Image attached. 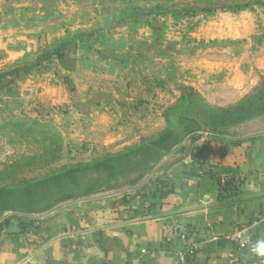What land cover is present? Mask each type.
Segmentation results:
<instances>
[{"label": "rangeland", "instance_id": "1", "mask_svg": "<svg viewBox=\"0 0 264 264\" xmlns=\"http://www.w3.org/2000/svg\"><path fill=\"white\" fill-rule=\"evenodd\" d=\"M262 86L264 0H0V237L147 204L201 137L264 134ZM96 106L128 138L77 140ZM83 164L79 193L29 197Z\"/></svg>", "mask_w": 264, "mask_h": 264}, {"label": "crops", "instance_id": "2", "mask_svg": "<svg viewBox=\"0 0 264 264\" xmlns=\"http://www.w3.org/2000/svg\"><path fill=\"white\" fill-rule=\"evenodd\" d=\"M106 109L93 108L77 140L128 138L118 115ZM182 161L161 177L169 186L163 197L131 203L111 219L70 217L62 229L3 232L0 264H177L184 231L199 246L186 264H230L231 253L252 264L257 254L237 247L242 239L264 242V134L203 136ZM217 177L235 179L239 197L220 198Z\"/></svg>", "mask_w": 264, "mask_h": 264}, {"label": "trees", "instance_id": "3", "mask_svg": "<svg viewBox=\"0 0 264 264\" xmlns=\"http://www.w3.org/2000/svg\"><path fill=\"white\" fill-rule=\"evenodd\" d=\"M258 98L260 99L259 103H256L258 105L259 108L263 107L264 103L261 102V98H263L264 96V86H262V89H260L257 93ZM246 103H240L238 105H234L232 107L229 108H222V109H217V112H221L222 114L226 115V117H230L232 115H235V120H231V118H226L229 119L231 121H222L223 125L225 124H230L232 122H236L237 120L241 119H245L246 116L248 115H252V113H248L250 111V109L248 108V110H246L243 114H239L242 113V109L243 107H245ZM240 117V118H239ZM225 119V120H226ZM190 123H194V122H190ZM108 162V161H106ZM89 165L87 164H83L81 166H72L71 169L66 172V174H62L61 176L58 175H52L49 178H47L46 180H41V181H37L32 183L31 185H29L30 187L28 188V195L29 197H32V195L34 197L36 196V193H39V187L41 186V184H45V182H49L52 181V186H50V188L53 189H49L48 192V198L51 199L55 193L59 194L62 190L64 191L65 188V198L63 199H68L69 197H71V191L72 189H74L75 191H77L78 193L81 191V186H80V181L81 179H83L86 175L87 170L89 169ZM108 164L104 163V165H102L100 168H107ZM72 168H74L72 170ZM76 168H78L77 170H75ZM78 172V173H76ZM217 183L218 186L220 187V198H223L224 195H230L231 197H235L238 198L239 197V188H240V184L237 183V181H235V179H225L224 181L220 178L217 177ZM54 184V185H53ZM168 184L160 179L155 183V191H152L150 194V199L151 201L153 199H155L156 197H163L165 195V193L168 191L167 190ZM45 189L48 190V188L46 187ZM13 190V189H12ZM54 190H57L56 192H54ZM61 190V191H60ZM60 195V194H59ZM152 203V202H151Z\"/></svg>", "mask_w": 264, "mask_h": 264}, {"label": "built area", "instance_id": "4", "mask_svg": "<svg viewBox=\"0 0 264 264\" xmlns=\"http://www.w3.org/2000/svg\"><path fill=\"white\" fill-rule=\"evenodd\" d=\"M182 247L177 255V264H186L189 259L193 258L196 254L199 246L192 240L188 232L181 234ZM238 249L250 248L257 255L253 260L252 264H264V242L261 240L242 239L238 242ZM230 264H241L240 259L234 253L229 256Z\"/></svg>", "mask_w": 264, "mask_h": 264}, {"label": "water", "instance_id": "5", "mask_svg": "<svg viewBox=\"0 0 264 264\" xmlns=\"http://www.w3.org/2000/svg\"><path fill=\"white\" fill-rule=\"evenodd\" d=\"M6 232L9 234H17L21 232V228L18 225L14 224L10 226L9 228H7Z\"/></svg>", "mask_w": 264, "mask_h": 264}]
</instances>
